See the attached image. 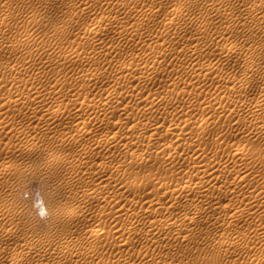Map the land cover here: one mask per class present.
<instances>
[{
  "label": "rangeland",
  "instance_id": "1",
  "mask_svg": "<svg viewBox=\"0 0 264 264\" xmlns=\"http://www.w3.org/2000/svg\"><path fill=\"white\" fill-rule=\"evenodd\" d=\"M5 1L7 2V0H0V10L3 11L10 6L9 8L14 10V14L11 20L12 23L1 30L0 38L7 41L10 39L18 40L19 38L21 43L24 42L23 48L32 49L35 51L34 55L36 56L30 60L28 59L31 64L29 67L20 68L15 72L16 74H9L6 71L0 72V103L3 104L9 96L20 97L15 103L7 104L6 102L4 108L0 110V121H7L9 123V126L0 129V212H7L4 217H0V264H22L19 262V258L32 259L34 260V264H40L37 261L35 252L29 254L21 253L18 250L20 244H26V247L29 249H34L35 247L41 248V243L54 242L59 236L64 234L71 235L70 233L72 232L85 241L86 238L80 232L85 227L96 225V222L99 221L96 215L100 211L103 214L100 222L105 226V231L97 243L98 256H86L85 247L73 243L72 245L79 247V249H77L71 258L64 259L60 255H55L51 261H46L45 264H57L58 261L62 264H101L102 260L109 261L115 258H125L127 260L125 264H151L152 262V264H205L212 255L218 256V253L214 254V252L220 251V245L224 244L223 240H226L225 238L229 240L232 239L233 235L245 233V235H249L248 240L254 242L253 235L256 232V225L254 223L252 225L248 224V222L239 223L234 226L226 223L225 225L227 226L216 227L220 233L216 231L217 229L214 226V230H212L211 226L208 227V224L206 226L204 224L206 222L202 220V231L204 232H200L197 225L195 226L196 229H189L188 231H168V227L163 222L159 225L160 230H157L156 234H144L141 231L137 234H127V232L123 234L120 231L121 233L117 234V230L115 229L122 227L121 225L124 227V224L127 223H125L123 218L115 214L113 207L115 202L119 199L121 202L124 201L123 199L128 201L133 197L135 201V196L136 200H141L140 197L144 193L147 195L146 192L148 190L143 191V187L127 188L122 192L120 191L121 193L117 192L119 194L114 193L112 186L115 185L114 183L118 175L120 177L123 175L117 172V177H113L114 179L110 178V180H114L110 182L112 186L102 187L99 185L100 179L96 176V171L108 166L116 167L126 161H131L136 154L144 153L149 156L150 161L135 165L126 176L121 178L134 176V178L139 177L144 179L148 176H158L172 179L174 175L171 171L163 167L158 171H151V166L154 164L161 166V163L166 162L162 158L155 157L156 148L158 149L156 152H158L162 147H172V145H175L173 147L176 152L178 149L182 151L183 144L180 146L178 141L173 140L170 134L166 132L167 119H163H165L166 115L170 117L168 114L172 112L169 110L173 107L177 106L180 109V106L183 103L186 105L189 100L201 101L198 102L199 105L196 102V108L193 107L196 110L193 108L191 110L194 111L193 113H197L199 106L200 111V107L202 108V115L210 119V124L207 128L208 138L206 140L212 137H223L224 148H230L235 143H244L254 151H264L263 140L259 137L255 138L256 130L264 129V109L258 108L254 102V99L264 98V0H178V4L180 6L183 5L186 10L176 18V22L186 21L188 28L180 29L179 33L177 29H173L178 33L176 35V33H173V30H167L165 26H161V29H158V27H153L152 29L151 27H143L139 29V32L138 30H136L137 32L133 30L132 33L128 31L129 33L124 34L122 39L127 37V40H130L131 37H134L130 42L125 38V41L122 40L124 43L117 38L115 33L121 28L120 25L113 22L110 13L106 11L113 10V15L121 17L119 20H121V23L123 22V25L130 26L136 19L132 15L133 13H129L131 4L129 1L131 0H125L124 4L121 5L120 3H116V0L114 5H117L113 7L112 3L108 5L107 0H105L106 2L104 0H102L104 2L94 0V4L95 1L97 4H91L93 8H91L92 10L88 9L89 11L78 4L76 0H26V3L23 0H8L7 3L9 5ZM146 1L148 3H162L160 5V12L156 15L158 20H162L166 15L164 13L167 12V9L169 11L172 7L171 0H162L163 2L161 0ZM102 3L104 5H101ZM114 7L118 8L115 9ZM97 8L101 10L98 11ZM114 11L118 13H114ZM103 16H106L107 19L105 17V20ZM102 19L105 20V24H108L110 20L112 24L105 25V29L103 28L102 33H100V38L104 37L105 40L110 41H103L104 39L102 38H99V40L88 38L89 41L86 38H82V42L87 40L86 44L85 42L83 44L87 48H81V45L76 41L77 39H81L80 35H82V32L79 33L81 29L91 26L97 20ZM200 20H202V32L194 28V22ZM187 21H190L191 24L190 22L187 23ZM113 23L115 27H113ZM106 26H109L107 32L105 31ZM116 27L118 29H115ZM145 28H148V32ZM142 30H145L146 33H143ZM151 31L153 32V37L149 40V38L147 39V35ZM129 34L132 35L130 36ZM22 35L25 36L23 37ZM28 35L32 37V41H27L28 44H26L27 42H25L24 38ZM110 35H112L114 40ZM193 38H200L202 40V93H199L201 95L200 97L198 96L199 100L197 99V93H188L191 87L189 82L193 74L190 72L184 73L183 69L173 70L174 67L176 68L174 65L181 64L183 60V63L186 61L185 64L182 63L184 66L187 65L188 59V62H190V55L192 54L183 49V43L186 39ZM152 39L158 40L162 46L159 43H152ZM178 40L181 46L178 44ZM99 41L104 46H101L102 44L100 45ZM131 42L132 44L130 45L132 47L129 45ZM68 43L69 45L73 43L74 49L76 45L79 46V49L76 46L78 58L77 56L75 58L77 60L74 57L71 59L68 55V50L70 49V47L66 48V44ZM75 43L77 44L75 45ZM120 43L123 44L121 47H118ZM115 44L116 46H114ZM140 44L142 46L145 45L147 50ZM169 44H171L170 47H167ZM83 45L82 47H84ZM91 45H94V47ZM105 46H109L110 48L106 47L103 50ZM123 47L127 49L124 50ZM148 47L150 48L148 49ZM228 47H234L237 52H232ZM94 48L98 51L94 50ZM115 48L116 50L119 49L118 54H116L118 50L115 51ZM138 48H142L143 50L141 51ZM205 48L208 50L212 48L214 51L210 50L207 52ZM109 50L114 53H111ZM151 50L156 55L159 50L160 52L162 51L157 56V59H155L156 61L153 58L150 60V63L154 62L150 64V67L153 66L154 70H160L162 75L160 71L159 74L161 76L159 74H156L157 77L156 75H149V79H146L147 75H145V84L147 83V87L151 86L150 88L154 90L169 91L171 94L170 99H167L169 103L166 101L168 103L167 107L170 106L169 108H171L167 109L168 113L165 111L155 114L149 113V120L153 119L157 122L165 121L164 125H161L154 134H151L145 128L144 121L146 117L138 109L140 106L136 105L134 100L130 101L132 105L128 99L122 100L123 104L128 103V110L126 112L116 106L114 107L113 105L116 103L107 108L106 111L91 105L78 110V106L84 96L92 95L96 98H99L101 95L105 96L112 90V84L116 83L119 85V81L133 86L134 84H131L132 82L127 80V76L120 75L121 79L123 78L125 81L123 79L122 81L119 80L120 76L116 78L113 75L112 67H117L115 65H119L122 60L126 61L128 59V62L132 61L136 52L141 55L143 52L147 53ZM102 51L107 52L104 53ZM183 51H185V54H182ZM110 53L116 55L112 56ZM137 53L135 57L140 56ZM144 53L142 55L147 59L148 57L144 56ZM79 54H81L80 58ZM93 54L95 58L91 57ZM106 54H109V57ZM16 55H19V53L14 54L9 50L1 51L0 61H10ZM88 55L90 56L88 57ZM160 55L164 59L160 58ZM165 58L167 59V64L163 67L159 64L161 59L166 60ZM134 60L132 64L133 62L135 63L132 65L133 67L131 66L130 71L133 69L137 73L132 72V74L135 73L137 75L139 73L136 69L141 66L140 63L142 62L138 61L137 58H134ZM171 60L175 62L174 65L173 61L170 63ZM109 62L110 67L107 66ZM90 65L92 66L89 67ZM155 66L157 67L155 68ZM88 68L89 70L94 68L96 73L94 70L89 71ZM164 68L171 70H164ZM104 69H107V72ZM87 71L89 73L94 72L96 79L93 78V81H88L86 79L88 75L86 74L88 73ZM105 72L106 76L104 79L102 74L105 75ZM176 72L181 74L180 76L184 73L182 80ZM224 72L229 73L223 76ZM20 76L26 79L29 78L32 81L16 89L11 86L10 82H14V78L19 79ZM79 76L80 80H78ZM154 76L155 79H153ZM174 77L175 82L177 79L181 80H177L178 83L180 81L179 84L176 82L174 85V80H171ZM82 78L84 79L83 82H86L85 84L81 82ZM113 79L115 81L117 79V81L114 82ZM150 79L153 80L151 81ZM166 81L169 82L168 85H166ZM221 85H229V87L226 88V91H221L220 93L216 91V88L222 87ZM238 86L241 87L239 91ZM37 91L41 92L40 96L36 95ZM173 97L175 99H172ZM178 101L181 102L179 103ZM199 110L196 115H199ZM107 111L109 112L106 113ZM75 112H77V115ZM102 112L103 115H101ZM187 112L185 117L189 118L190 116V119L195 118V114L192 112L187 114ZM99 114L101 120L98 122L92 121ZM74 115L77 117L79 115L82 121L78 122L79 118L74 120ZM102 116L104 119H102ZM126 117L135 119V121L129 122L127 119L125 120ZM122 120L125 123H122ZM80 132H83V135L79 137L78 134ZM112 137L116 138L117 146L109 150L101 147L94 148L98 142L101 143L104 139ZM123 143L131 149V153L127 156L123 155L120 149ZM105 153L114 158H105ZM177 160L176 158L175 162ZM4 164L13 165L15 170H6V173H2L1 171L4 172L5 170ZM5 174L7 176H4ZM225 174L228 175L229 173ZM120 177L117 180H121ZM126 180L128 179L126 178ZM221 189L225 190L226 188L222 187ZM205 206L206 204L203 201L202 207ZM137 207L139 205L131 208V210L136 211ZM137 210H140V208H137ZM73 214L82 215L74 222H67L66 219ZM140 215L138 217L140 224L136 220L137 226L142 228L143 225V228H146V225L154 217L148 218L144 213H140ZM149 220L151 221L149 222ZM9 227L15 233L14 237L6 239L3 234ZM120 237L123 239L125 237L128 238L129 244L121 251H118V247L113 245L112 242L117 241L118 238L121 239ZM201 238L202 250L185 247V243L189 240H199ZM168 243L170 245L173 244V246L171 245L172 248ZM259 243L255 245L254 243H250L249 250L247 249V251L231 247L229 250L224 251L227 255H224L223 258L221 257L220 264H257L258 257L264 258V244ZM146 245H149L148 250L144 249ZM148 258H152L151 263L148 262Z\"/></svg>",
  "mask_w": 264,
  "mask_h": 264
},
{
  "label": "bare ground",
  "instance_id": "2",
  "mask_svg": "<svg viewBox=\"0 0 264 264\" xmlns=\"http://www.w3.org/2000/svg\"><path fill=\"white\" fill-rule=\"evenodd\" d=\"M23 1L25 2L26 0H23ZM96 1H98V0H96ZM96 1H95V4H97ZM104 1H102V2H104ZM115 1L116 0H107V3H108V5L110 3H112V7H113V6L117 5V4L114 5ZM124 1L125 0H117L116 3H120V5H121V4H124ZM185 1H187V0H185ZM5 2H4V4H5ZM7 2H8V0H7ZM7 2H6V4L9 5V3H7ZM76 2L80 5H82L87 10L88 9L92 10L91 8H93V7L91 6V4H94V0H76ZM129 2L131 3L130 7H129V11H130L129 13L130 14L133 13L132 15H134L136 18L131 25L128 22H126L130 26L123 25L122 24L123 22L121 23L120 22L121 20H119L121 17L119 18L115 14L113 15V12H112L113 8L111 9L112 11H110V10L106 11V12L110 13L111 18H112L111 20L113 22L118 23L121 28L123 27L122 29L120 28L117 32H115L117 35V38H119L121 41L124 40L125 38L127 40V37H125L124 39H122V37H124V34L126 35V33H129L128 31H130L132 33L133 30H135V31L138 30V32H139V29L143 28V27H148V28L151 27V29L153 27H155V28L158 27V29H159L161 26H165V28L167 30L177 29L178 31L177 30L176 31L178 33L180 32V29L183 30L184 28H188L186 21L185 22L184 21L183 22L182 21L176 22V20H177L176 18L178 16L182 15L184 13V10H186V8L183 5H181V6H183V7H181L178 4V0H171L172 7L169 9V11L167 9V12L164 13L166 15L164 18H162V20H158V18L156 17V15H158L160 12V5H162V3H148L146 0H131ZM101 5H104V4L102 3ZM108 5H106V6L108 7ZM98 6H99V4H98ZM9 7L4 9L3 11L0 10V32L3 28L8 27L12 23L11 20L13 19L14 10L12 8H9ZM118 7H116V8L114 7V8L117 9ZM97 9H98V11L101 10L99 8H97ZM162 9H164V8H162ZM114 13H118V12L114 11ZM99 14L100 13L98 12V15ZM105 17H104V19H105ZM196 17L198 18V16H196ZM98 18H100V17H98ZM106 19H107V17H106ZM105 20H103V19L97 20L95 24H93L91 26H86V27L81 29V31L79 32V33L82 32V35H80L81 39L76 40L77 43L79 45H81V48L86 47V45L84 46L83 44H84V42L86 44V41H87V40H84V42H82L81 41V40H83L82 38H86V39L95 38V40H99L100 33H102L101 32L102 29L103 28L105 29V25H109L111 23V20H110V22L108 24L107 23L105 24V22H104ZM94 21H95V19H94ZM94 21H93V23H94ZM190 21H192V19H190ZM189 22L187 21V23H189ZM190 24H191V22H190ZM113 27H115L114 23H113ZM117 27L115 29H118ZM107 28L109 29V26L108 27L106 26V30H105L106 32H107ZM148 28H145V29H147V32H148ZM194 28L197 31L202 32V20L195 21L194 22ZM110 29H111V27H110ZM166 29H165V31H166ZM111 30H113V29H111ZM142 32L144 33L145 30L144 31L142 30ZM142 32L140 31V33H142ZM177 32L174 31L173 33H176V35H177L178 34ZM171 33H172V31H171ZM159 34H157V36H159ZM25 35H22V36L24 37ZM110 36L112 37V35H110ZM113 36H115V35L113 34ZM136 36L138 37L137 34H136ZM147 36H148L147 39L149 38V40H150L153 37V32L152 31L149 32V34ZM142 37H143V34H142ZM101 38L104 39V37H101ZM132 38L134 39V37H131L130 40H132ZM24 39L26 40L25 42L32 41V37L30 35L26 36ZM144 39H146V38H144ZM158 39H160V38H158ZM19 40L20 39L18 38V40L10 39L9 41H7V40H3L0 38V52L4 51V50H9L10 52H12L14 54L19 53V55H16L10 61H5V62L0 61V72L6 71L9 74H14L20 68L29 67L31 65L29 63V60L36 56V55H34L35 51H33L32 49H26L25 47L23 48L24 42L21 43ZM106 40L104 39L103 41H106ZM113 40H114V38H113ZM130 40H127V41L130 42ZM107 41H110V40H107ZM143 41H145V40H143ZM28 42L26 44H28ZM99 42L101 45L102 44L101 41H99ZM151 42L154 44L159 43L161 45V43L158 40L152 39ZM77 43H75V45ZM123 43H120V46H118V45L117 46L121 47V45ZM179 43H180V41L178 42V44ZM29 44H31V43H29ZM92 44H94V43H92ZM96 44H98V43H96ZM117 44H119V43H117ZM130 44H132V42L129 43V45ZM136 44L138 45V43H136ZM154 44H152V45L154 46ZM165 44H167V43H165ZM217 44H218V42H217ZM73 45H74L73 43L71 45H69V43L66 44L67 49H68V47H70V49L68 50V55L70 56L71 59L73 57L75 58V56H77V58H78V55H77L78 50L77 49H79V46L76 45V46H78V48L75 46V49H74ZM82 45L84 47H82ZM140 45L142 46V44H140ZM152 45H149V46H152ZM170 45L171 44H169V46H167V47H170ZM25 46H27V45H25ZM101 46H104V45L102 44ZM114 46H116V44ZM143 46L142 47L145 48V50H147L145 45H143ZM92 47H94V45ZM106 47L107 46H105V48L103 47L104 48L103 50H105ZM124 47H123V49H124ZM133 47L135 48V46H133ZM97 48H99V47H97ZM107 48H110V47L108 46ZM116 48H115V51H117V50L118 51H117V53L116 52L115 53L118 54L119 49L116 50ZM149 48L150 47H148V49ZM163 48H161V49H163ZM126 49L127 48H125L124 50H126ZM138 49H140V48H138ZM183 49H185V51H187L188 53L192 54V55H190L191 56L190 62H188L189 59L187 60V58H186L187 65H185V66L183 65L186 63V61H185V63H183L184 60H183V62H181V64L179 63L178 65H174L175 62L173 61L174 59L172 58L173 60H171L170 63L173 61L174 62L173 65L176 66V68H175L171 64L174 67L173 70L177 71V69H183L184 73L190 72L193 74V75H191L192 79L189 82L191 87H190V90L188 91V93L189 94L190 93H197L198 94L197 99H198L201 96V95H199V93H202V62H201L202 61L201 60L202 40H200V38L186 39L185 42L183 43ZM205 49H207V48H205ZM208 49H209V47H208ZM208 49H207V52L210 50H213L212 48L210 50H208ZM229 49L232 52H237V50H235L234 47H230ZM94 50H97V49L94 48ZM140 50L142 51L143 49L141 48ZM185 51H183L182 54H185ZM102 52H104V51H102ZM106 52H104V53H106ZM110 52L114 53L113 51H110ZM161 52L159 50L157 52V55L154 54L155 52H153V50H151L147 53L143 52L144 56L151 58V59H148V58L146 59L143 57V55H142L143 53L140 55L137 52L136 53L139 54L140 56L137 55L139 57H135L136 53L134 52L135 53L134 58H137L138 61L142 62V63H140L141 66L137 67V69H136L139 73L137 75L135 74L137 72L134 71L133 69H132V71H130L131 66L135 63V62H133V64H132V61L134 60V58L130 62L127 61L128 59L126 61L122 60V62L119 65H115L117 67H115V68L112 67V69H113L112 71L114 72L113 75H115L116 78H118L120 75L127 76L128 77L127 80L132 82L131 84H134V85L129 86V84H126L125 82L123 84L122 82L119 81V80L122 81V79H123V78L121 79V76H120V79L118 80L119 85H117L116 83L112 84L113 88L110 92L107 90L109 92L107 95H105V96L101 95L99 98L93 97L92 95L91 96H84L83 100L81 101L80 105L78 106V110L84 109L87 106L91 105V106H95L96 108H99L100 110L106 111L107 108H110L111 105L116 103L115 105H113L114 107L116 106L119 109H122V110H124V112H126L128 110L127 109L128 103L125 102L126 104H123L124 102L122 103V100L128 99L129 102L131 100H134L135 101L134 103L136 105L140 106L138 109H140L141 113L143 115H145V117H146V120L144 121L145 128L148 131H150L151 134H154L159 129V127L161 125H164L165 121H161V122L158 121L157 122L153 119L149 120V113L155 114L158 112L160 113V111H162V112L165 111L166 113H168L167 109H171V108H169L170 106L167 107L168 106L167 104L169 103L167 101V99L169 100L171 97V94L169 93V91L154 90V89L150 88L151 86L150 87L148 86L149 87L148 88L147 83L145 84V81H146L145 75H147L146 79H149V75L152 76V75H156V74L158 75L159 74L160 70L157 71L156 69L154 70L153 66L150 67V64L152 63V62L150 63V60H152V58H153V60L157 59V56L159 55V53L161 54ZM36 54H37V52H36ZM81 54H83V53H81ZM81 54H79V58H80ZM94 54L91 57H94ZM96 54H98V53L96 52ZM99 54H101V53L99 52ZM108 55L106 54V56H108ZM89 56L90 55H88V57ZM106 56L104 55L105 59H106ZM165 56L168 57L167 55H165ZM83 57H84V55H83ZM161 57L162 56L160 55V58ZM77 58H75V59L77 60ZM162 58L164 59V57H162ZM81 59H82V57H81ZM81 59H79V60H81ZM109 59H111V58H109ZM163 59H161L160 64L159 63L158 64L165 67L164 65L167 64V62H166L167 59L166 58H165L166 60H163ZM83 60H84V58H83ZM89 60H90V58H89ZM220 60H222V59L220 58ZM220 60H219V62H220ZM84 61H86V60H84ZM96 61L93 60V62H95V63H96ZM176 62H178V61H176ZM85 63H87V62H85ZM136 63L138 64V62H136ZM92 65H90L89 67H91ZM109 65H110V62L107 66H109ZM217 65H219V64H217ZM157 66H155V68ZM212 66H213V64H212ZM109 67H107V68H109ZM152 67H153V69H151ZM168 67H170V66L168 65ZM165 69L166 68H164V70ZM171 69H172V67H171ZM218 69H219V67H218ZM88 70H89V68H88ZM92 70H94V68L89 70V71H92ZM104 70H106V72H107V69H104ZM104 70H103V72H104ZM161 70L164 72L163 69H161ZM166 70H168V69H166ZM170 70H168V71H170ZM263 71H264V69H263ZM106 72H105V75L102 74V76H104L103 77L104 79L106 76ZM132 72H135V73L132 74ZM173 72H175V71H173ZM173 72H172V74H173ZM95 73H96V71H95ZM95 73L94 72H90V73L88 72V73H86V74H88L87 78L86 77L85 78L88 81H91V80L93 81V78L96 79ZM160 73H161V71H160ZM181 73H183V72H181ZM226 73L223 74V76L228 75L229 72L227 74ZM177 74L179 75L180 79L182 80L183 74H182V76H180L181 74H179V73H177ZM129 75H131V76H129ZM157 75H156V77H157ZM161 75H162V73H161ZM161 75L159 74V76H161ZM187 76H188V74H187ZM11 77H13V76H11ZM16 77H18V76H16ZM107 77L109 78V76H107ZM175 77H176V75H175ZM175 77L171 80H174ZM179 77H177V78H179ZM83 78H82L81 82H83V80H84ZM153 79H155V76L153 77ZM180 79H177V80H180ZM185 79H187V78H185ZM78 80H80V76L78 77ZM177 80H176V82H177ZM31 81L32 80L29 78L26 79L25 77L20 76L19 79L14 78V82H10V84H11V86L18 89L20 86L27 85ZM116 81H117V79H116ZM116 81L114 80V82H116ZM123 81H125V79H123ZM149 81H148V83H149ZM168 81L170 82V80H168ZM180 81H179V83H180ZM78 82H80V81H78ZM169 82L166 81V85H168ZM176 82L174 80V85L176 84ZM85 83L83 82V84H85ZM152 83L154 84V82H152ZM172 85H173V83H172ZM228 87H229V85L218 87V88H216L217 89L216 91L221 93V91H223V92L226 91V88H228ZM230 88H232V86H230ZM203 89H204V87H203ZM240 89H241V87L238 86V91ZM36 95L40 96L41 92L37 91ZM187 96H189V95H187ZM193 97H195V96H193ZM19 98H20L19 96L7 97L3 104L0 103V110L4 108V104L6 102H7V104H12V103H15ZM172 99H175V97H173ZM190 99H192V98H190ZM263 100H264V98L254 99L256 106H258V108H260V109H264V101ZM166 101L168 103H166ZM174 102H176V101H174ZM178 102L180 103L181 101H178ZM196 102L197 101H195V100L194 101L189 100V102L186 105H185V103H183L184 105L182 104L180 106L181 107L180 109L177 106L173 107L172 109H174V110L171 109L172 111L171 110H169V111L172 113H174V111H175L174 114H176V115L169 112L171 114V115L168 114L170 117H168L166 115L165 119H163V120H166V119L169 120V122H167V120H166V123H167V127H166L167 131L166 132H168L170 134V136L173 138V140L178 141L180 146L183 144L182 145L183 147H182V151L177 148L178 149L177 152H176V150H174V147H173L175 145H172L173 148L171 146L162 147V148H160V150L158 152H156V150H158L156 148L155 149V157H157L159 159L162 158L167 163L163 162V160L161 159L163 162V163H161L162 165L161 166L157 165V164L152 165L151 171H153V170L158 171L161 167H163L164 169L171 171L173 173L174 177L172 179L158 177V176H148V177H145L144 179L139 178V177L134 178V176L121 178L123 176H126V174L129 172V170L132 169L135 165L150 161L149 156H147L144 153H138L135 155V157L131 161H126L125 163L117 165L116 167L108 166V167H105L103 169H98L96 171V176L100 179L99 185L102 187H107V186H112L111 185L112 183L110 184V182L114 181V180H110V178L115 177L116 173L120 172L121 175H123V176H121V177L119 175H118V177L116 176L117 178L120 177L121 180H117V178H116V181L114 183L115 185L112 186L114 193H117L120 191L122 192V191H124V189H127V188L143 187V191L148 190L146 192L147 195H145V193H144L145 196L142 195L144 197L143 198H142V196L140 197L141 200H139V199L136 200V196H135V201L133 200L134 199V197H133L132 199H130L128 201H125L126 199H123L124 201L121 202V200L119 199L115 202V204L113 206L115 214L117 216L123 218L125 220V223H127V224H124V227H123V225H121L122 227H118L117 229H115V230H117V234L118 233L120 234L121 232L123 234L126 232H127V234L128 233L137 234L139 231L143 232L144 234H154V233L156 234L157 230H160L159 225H161V223H163V222H165L166 227H168V229H169L168 231H171V230L172 231H176V230H180V231L187 230L188 231L189 229H191V230L194 229L195 226L197 225L198 226L197 228L200 229V230L198 229L200 232H204V231H202V229H203L202 228V220L204 222H206V223H204L205 225L208 224V227L211 226L212 228H213V226L215 228L221 227L222 225H225L226 223L231 224L233 226L238 225L239 223H244V222H246V223L248 222V224H251V225L254 223V225H256V227H255L256 232H254V235H253L254 242H250L248 240L249 235H247V234L245 235V233H238L236 235H233L232 239H229V240H227V238H225L226 240H223L224 244L222 243V245H220L221 246L220 249L218 248L220 251L214 252V254L218 253V256L212 255L207 261L208 264H220L221 257L223 258L224 255H227L224 253V251L229 250L231 247H237L242 251L243 250L247 251V249L249 250L250 243H254V245L256 243H259V242L261 244H264V171H262V170H264V151H259V150L254 151V150L250 149V147H248L244 143H235L230 148H227V147L224 148L223 147L224 146L223 145V143H224L223 137H212V138H209L208 140H206L208 138L207 137V128L210 124V119L208 117H205L204 115H202V108L200 107V109H201V111H200L199 106L197 109V113H198V110L200 111L199 115H196L197 113H193L194 111L191 109L193 107H195ZM198 102H201V101H198ZM130 103L132 105V102H130ZM130 103H129V105H130ZM172 104H173V100H172ZM198 105H199V103H198ZM195 108H193V109H195ZM189 110H191V111H189ZM108 112L109 111H107L106 113H108ZM186 112H187V114H190L192 112L193 114L196 115V116H194L195 118L190 119L189 115H188L189 118L185 117ZM76 113L77 112H75V114ZM104 114H105V112H104ZM79 115H78V117L74 115V117H73L74 120L79 118ZM101 115H103V112ZM104 117H105V115H104ZM102 119H104L103 116H102ZM126 119L129 122L135 121V119H130V117H126L125 120ZM93 120H95L96 122L100 121L101 120L100 114H99V116L98 115L95 116L92 119V121ZM80 121H82L81 118L78 119V122H80ZM128 121H126V122H128ZM76 122H77V120H76ZM122 123H125V121H123ZM99 124H101V123H99ZM7 126H9V123L7 121H0V129L5 128ZM82 135H83V132H80L78 134L79 137ZM258 137L261 138V140H263V142H264V129L256 130L255 138H258ZM117 145H118V143L116 142V138L112 137L109 139H104L101 143L98 142L94 146V148L97 149V148L101 147V148H105L106 150H109L110 148L117 146ZM120 149H121V152L123 153V155H125V156H127L128 154L131 153V149L128 146H126L125 143H123L121 145ZM105 158L111 159L114 157L110 156L108 153H105ZM176 158L178 160L175 162ZM81 160H82V158H81ZM4 165H3V167H4ZM4 168H5V170H4V172L1 171L2 173H6L7 172L6 170H11V171L15 170V167L11 164H6ZM227 172L229 173L228 175L225 174ZM8 174H13V173H8ZM4 176H7V174H5ZM126 178L128 180H126ZM222 187H225L226 189L222 190L221 189ZM117 194H119V193H117ZM131 200H133V201H131ZM203 201L206 204L205 207H202ZM137 205H139V207H137V208H140V210H137V208H136L137 212L132 211L133 209L131 210V208L136 207ZM6 213H7L6 211L0 212V217H4L6 215ZM140 213L141 214L144 213L146 215V217H148V218L154 217L153 220L151 219L152 221L149 220V222L150 221L151 222L147 224L148 226L146 225V228L145 227L143 228V225H142V228L140 226H137V222H138V224H140V222L138 221V217L141 216ZM81 215L82 214H80V215L79 214H76V215L73 214L69 218H67L66 221L69 223L74 222L78 218H80ZM96 216L98 218L97 220H99L98 222H96V225H91L90 227H85L80 232V234H82L86 238L85 241L82 240L81 237H78L77 234H74V232H72V233H70L71 235L64 234L62 236H59L58 239L54 242L49 241V242L41 243L40 244L41 248L35 247L34 249H29L26 247V244H20L18 250L23 254H29V253L35 252L36 257H37V261L40 264H45L46 261H51L55 255H60L64 259L65 258H71L76 253L77 249H79V247L72 245L73 243H75L76 245H80L82 247H85V250H86L85 255L86 256H88V257L98 256V250H97L98 245H97V243H98L99 239L102 237V235L104 234L105 226L100 222V220L103 218V214L101 213V211ZM146 217H144V218H146ZM141 219H143V218H141ZM136 220H137V222H136ZM219 224H220V226H219ZM225 226H227V225H225ZM166 227H165V229H166ZM157 228H159V229H157ZM161 228H163V227H161ZM215 228H213L212 230H214ZM207 231H208V228H207ZM207 231H205V232L208 233ZM216 231H218V229ZM177 232H179V231H177ZM212 232H214V231H212ZM14 233H15L14 230L11 227H9L6 229L3 236L6 239L12 238V237H14L13 236ZM173 233H176V232H173ZM218 233H220V232L218 231ZM123 234H121V235H123ZM223 234H225V233H223ZM222 239H224V238H222ZM112 244L116 245L118 247V249H119L118 251H121L122 249L125 248L126 245L129 244V240L126 237H125V239H123V238L119 239L118 238V240L113 241ZM171 245L173 246V244H171ZM171 245H170V247H171ZM167 247H169V246H167ZM185 247L186 248L189 247V249H191V247H193L195 249L197 248V249L202 250V238L199 240H189L188 242L185 243ZM144 249L148 250L149 245L144 246ZM216 250H217V248H216ZM151 259L148 258L147 259L148 262L151 263ZM126 261L127 260L125 258H115V259H110L109 261H103L102 260L101 264H125ZM254 261H256V260H254ZM19 262L22 264H34L33 263L34 260H32V259L26 260L24 258H19ZM59 263H61V262L58 261L57 264H59ZM240 263H242V262H240ZM229 264H231V263H229ZM257 264H264V258L258 257Z\"/></svg>",
  "mask_w": 264,
  "mask_h": 264
}]
</instances>
